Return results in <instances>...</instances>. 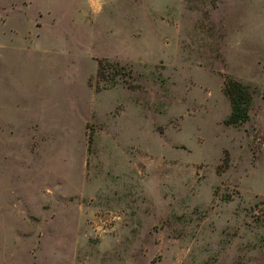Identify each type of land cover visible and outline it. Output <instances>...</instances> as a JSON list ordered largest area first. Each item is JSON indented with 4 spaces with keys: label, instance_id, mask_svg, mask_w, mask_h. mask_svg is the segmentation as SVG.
I'll return each mask as SVG.
<instances>
[{
    "label": "rangeland",
    "instance_id": "1",
    "mask_svg": "<svg viewBox=\"0 0 264 264\" xmlns=\"http://www.w3.org/2000/svg\"><path fill=\"white\" fill-rule=\"evenodd\" d=\"M0 264H264V0H0Z\"/></svg>",
    "mask_w": 264,
    "mask_h": 264
},
{
    "label": "trees",
    "instance_id": "2",
    "mask_svg": "<svg viewBox=\"0 0 264 264\" xmlns=\"http://www.w3.org/2000/svg\"><path fill=\"white\" fill-rule=\"evenodd\" d=\"M114 67L118 70H122V67L116 63H110L107 60H98L96 64L95 77L97 81H104L105 69ZM127 75L129 73L127 72ZM111 78L107 88H111L115 85V82ZM106 89V88H103ZM222 94L227 99L229 104V114L223 121L225 126L233 128L239 127L247 121L248 111L252 103V93L249 88L236 81H224L222 86Z\"/></svg>",
    "mask_w": 264,
    "mask_h": 264
}]
</instances>
